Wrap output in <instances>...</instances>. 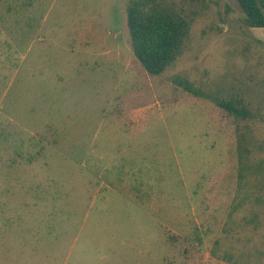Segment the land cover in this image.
<instances>
[{
	"label": "rangeland",
	"instance_id": "1",
	"mask_svg": "<svg viewBox=\"0 0 264 264\" xmlns=\"http://www.w3.org/2000/svg\"><path fill=\"white\" fill-rule=\"evenodd\" d=\"M128 1L0 0V264H264V29L237 0L182 1L191 48L146 77ZM177 74L256 97L244 164ZM150 95L160 111L123 127Z\"/></svg>",
	"mask_w": 264,
	"mask_h": 264
},
{
	"label": "trees",
	"instance_id": "2",
	"mask_svg": "<svg viewBox=\"0 0 264 264\" xmlns=\"http://www.w3.org/2000/svg\"><path fill=\"white\" fill-rule=\"evenodd\" d=\"M182 1L185 0L128 1L126 14L129 43L134 62L138 64L141 75L162 76L191 48L193 19L188 17ZM237 2L244 12V24L250 28L264 29V0H237ZM170 82L185 95L210 102L233 122L238 135L239 159L241 164H244L245 154L250 152L249 125L261 117L260 106L255 107L254 104L256 97L248 98L250 91L243 88L217 86L214 89L181 74L174 75ZM134 85L135 83H131V88ZM154 102L153 96L150 95L148 105ZM142 105L144 104L140 102L135 107ZM117 111L120 114L121 110ZM190 113L199 117L197 112ZM244 169L245 167L242 168ZM231 178L233 172L230 170L222 181L226 183Z\"/></svg>",
	"mask_w": 264,
	"mask_h": 264
},
{
	"label": "crops",
	"instance_id": "3",
	"mask_svg": "<svg viewBox=\"0 0 264 264\" xmlns=\"http://www.w3.org/2000/svg\"><path fill=\"white\" fill-rule=\"evenodd\" d=\"M155 109L158 110V111H160L159 106H157L156 104L147 105V106H141L139 108L133 109L132 112H131V114H130L131 115L130 120L127 121V122L126 121H121V123L123 124L122 126L123 127L126 126V128H130L131 130L132 129H135V128H138V127L141 128V125L145 122V119H146L145 114L148 113V112H150V111L152 112ZM135 144H136V140H135ZM118 151L120 152L122 150L119 149ZM126 162H127V164L131 165L129 161H125L124 163H126ZM97 167H99V166H97ZM137 171H140V167L134 165L133 166V170H132V176L133 177H135L136 174L138 175ZM124 173H125V171H122V176L123 177H125L124 176ZM144 177L145 178L147 177V180L146 179L144 180V178H141V180L142 181H145V183H146L147 186H150V180L148 179V174H145ZM127 178H129V176H127Z\"/></svg>",
	"mask_w": 264,
	"mask_h": 264
}]
</instances>
